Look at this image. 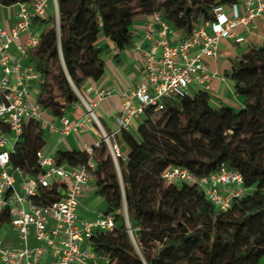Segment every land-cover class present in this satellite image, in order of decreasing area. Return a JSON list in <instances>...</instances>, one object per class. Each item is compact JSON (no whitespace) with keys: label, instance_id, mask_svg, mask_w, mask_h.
<instances>
[{"label":"trees","instance_id":"1","mask_svg":"<svg viewBox=\"0 0 264 264\" xmlns=\"http://www.w3.org/2000/svg\"><path fill=\"white\" fill-rule=\"evenodd\" d=\"M35 0H0L10 7ZM240 0H57L59 24L41 32L29 62L44 80L38 103L62 117L79 102L87 80L105 75L101 37L120 50L133 46L135 22L160 13L169 25L189 36L200 21L215 20L214 8ZM51 20L41 26H51ZM231 79L244 108L215 107L209 91L167 102L156 119L148 109L135 134L119 142L129 148L120 174L105 146L96 151L93 173L97 196L112 214V232L96 230L90 240L101 259L91 264H262L264 261V47L237 61ZM170 127L167 125L170 123ZM45 147L37 122L19 137L11 164L31 175L40 172L37 153ZM58 164L78 167L89 156L79 150L56 154ZM226 165L242 175L250 194L219 212L196 186L167 185L161 174L170 166L208 176ZM57 188L45 191L42 204L59 201ZM127 206L128 227L120 212ZM0 214V226L8 223ZM133 229V241L130 231ZM137 248L139 252H137ZM108 260V262H107Z\"/></svg>","mask_w":264,"mask_h":264},{"label":"built area","instance_id":"2","mask_svg":"<svg viewBox=\"0 0 264 264\" xmlns=\"http://www.w3.org/2000/svg\"><path fill=\"white\" fill-rule=\"evenodd\" d=\"M17 6V22L8 28L0 27V214L9 215L8 223L0 226V264L96 263L101 258L90 244L94 232L108 233L116 227L112 214L100 212L94 217H83L79 213L80 198L96 187V151L105 146L115 163L125 160L124 144L119 138L124 133L135 134L148 109L158 114L167 102L209 91L217 76L210 70L209 60L219 57L223 39L241 44L247 40L246 35H253L264 40V35L257 34L258 22L264 21V0H240L228 6L229 13L226 6L219 5L213 10L215 20L200 21L189 36L171 27L160 13L147 16L144 23L135 22L133 46L128 49L142 54L143 79L119 93L120 111L109 128L97 114L100 105L113 95L108 89L95 91V98L90 100L79 93L77 104L84 107L85 114L77 121H72L67 112L54 120L47 118L51 114L37 101L44 80L32 63L24 65L23 61L40 45L37 30L43 21L51 19L49 0ZM239 27L244 28L246 35H237ZM33 82H37V97L32 93ZM32 121L39 123L44 133L58 132L60 142L73 133L95 129L98 141L81 150L89 156L87 164H58L59 150H42L37 153V175L13 167L11 155L24 127ZM161 178L167 185L196 186L221 213L250 194L242 175L226 165L204 177L170 166ZM54 188L58 189L60 200L42 204L44 192ZM32 240L36 245H32Z\"/></svg>","mask_w":264,"mask_h":264},{"label":"crops","instance_id":"3","mask_svg":"<svg viewBox=\"0 0 264 264\" xmlns=\"http://www.w3.org/2000/svg\"><path fill=\"white\" fill-rule=\"evenodd\" d=\"M57 8L58 7L56 6V10ZM225 9L227 13L230 12L228 6H226ZM17 10V5L10 7L0 5L1 28L11 27L17 22ZM147 19L148 17L140 18L136 21V23H144ZM47 28L48 26L46 25L40 26L38 31L41 32ZM236 33L237 35H246L243 27H239ZM257 34L264 35V21L258 22ZM246 36L247 40L241 44H236L233 40L223 39L219 57L217 59L209 60L210 70L217 75L210 83L209 88V93L212 97H214L213 104L215 107H218L220 104H224L236 110L244 108V98L235 92L234 82L231 79V73L233 72L237 61L243 58L246 54L250 53L253 48L264 47L263 39H259L253 35ZM21 41L24 43L26 41V37H23ZM99 45L103 49L105 75L98 82L87 80L81 90V94L86 99L90 100L95 98L94 93L97 90L108 89L112 91V97L102 103L97 110L98 116L107 128H109L120 111L121 101L119 93L123 90L135 87L143 79L141 70L142 54L129 49L120 50L115 44L105 37L100 38ZM23 63L24 65H28L30 63L29 58L24 59ZM32 85L33 96L37 97V82H33ZM67 113L72 121H77L84 116L85 109L83 106L77 104L74 105ZM47 118L49 120H54L55 117L49 115ZM44 137L45 147L43 150L48 152H57L58 150L81 151L84 145L92 147L99 139L95 129L84 131L79 134L73 133L61 142L58 132L52 134L49 131H45ZM96 192V187H92L80 198L79 213L81 216L94 217L96 214L105 211L106 203L103 198L97 196ZM102 204H105L104 209H101ZM32 245H36L34 240H32Z\"/></svg>","mask_w":264,"mask_h":264},{"label":"rangeland","instance_id":"4","mask_svg":"<svg viewBox=\"0 0 264 264\" xmlns=\"http://www.w3.org/2000/svg\"><path fill=\"white\" fill-rule=\"evenodd\" d=\"M56 6H57V0H49V10H50V14H51V19L52 20H51V26H48V28L53 27V28L56 29L58 27V24H59V13H58V9L56 10ZM79 93L80 92H77L78 97H79ZM213 98L214 97H212V104H213V101H214ZM159 118H160V114H157L156 115V119H159ZM171 123H172V121L167 125V128L170 127ZM123 149L125 151V155H127L129 153V148L126 145H124ZM121 161L126 163L127 160L125 159V160H121ZM113 162H114V165H115L116 169L118 170V173L120 174L119 161L116 162V163H115V161H113ZM104 208H105V204H102L101 209H104ZM122 214L125 216V218L127 220L128 227L131 228V223L128 220L126 203L124 204L123 210L120 212V215H122ZM130 234H131V237H132L133 241L135 242L133 229H131ZM262 264H264V261L262 262Z\"/></svg>","mask_w":264,"mask_h":264},{"label":"water","instance_id":"5","mask_svg":"<svg viewBox=\"0 0 264 264\" xmlns=\"http://www.w3.org/2000/svg\"><path fill=\"white\" fill-rule=\"evenodd\" d=\"M58 9V8H57ZM137 252H139L138 248H137Z\"/></svg>","mask_w":264,"mask_h":264}]
</instances>
